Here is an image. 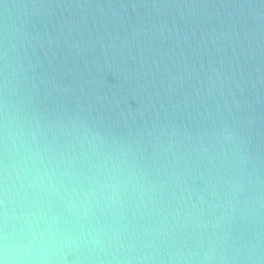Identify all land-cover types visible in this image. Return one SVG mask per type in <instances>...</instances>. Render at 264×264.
<instances>
[{"label": "water", "instance_id": "obj_1", "mask_svg": "<svg viewBox=\"0 0 264 264\" xmlns=\"http://www.w3.org/2000/svg\"><path fill=\"white\" fill-rule=\"evenodd\" d=\"M0 264H264V0H0Z\"/></svg>", "mask_w": 264, "mask_h": 264}]
</instances>
